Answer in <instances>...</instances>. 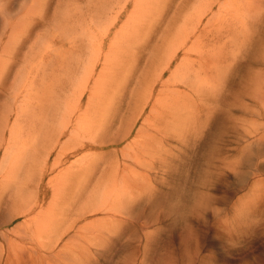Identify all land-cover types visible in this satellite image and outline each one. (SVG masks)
<instances>
[{
  "label": "rangeland",
  "instance_id": "1",
  "mask_svg": "<svg viewBox=\"0 0 264 264\" xmlns=\"http://www.w3.org/2000/svg\"><path fill=\"white\" fill-rule=\"evenodd\" d=\"M104 1L0 0V129L6 117L11 118L9 127H12L14 106L23 102L26 92L32 94V98L28 101L36 109H30L23 114L24 119L28 116L29 120H24L22 116L23 121L17 122L23 126L21 129L23 128L24 132L18 129L16 135L13 134L14 136L10 138L11 144H8L10 151L6 155L4 148L0 146V185L2 184L0 216L7 209H11L10 203H13L16 193L33 196L35 191H38L35 187L40 185H43L42 188L47 189L49 193L43 208H37L35 213L28 217L16 216L8 225L0 226V250H4L5 257L10 256L13 264H24L17 263L16 260L20 256L19 252L21 254L28 252L24 246L34 248L35 251L32 250L30 257L26 254L23 257L26 262L31 258L30 262L32 261L33 264H264V98L262 99V93L261 100L258 101H254L249 95L246 96L242 106L235 104L230 108L217 107L215 115L208 124L198 130V146H195L192 157L187 158L182 155L186 166L181 175H154L156 176L155 195L153 194L149 202H144L139 205L140 208L134 209L136 218L131 220L128 218L125 222L123 220L124 223H119L115 234V222L108 219L78 232L75 237H71L74 234L72 233L59 242L52 254L45 253V257H39L38 250L42 251L41 249L46 247L50 242L51 234L53 235L59 222L64 218L63 212H66V207L62 210L59 202L75 192L79 181H87L86 175L78 178L75 172L80 171L91 160L98 159L100 152H108L115 148V145L109 143L104 147L92 145L75 151L74 142L68 141L70 139L66 136L67 138H62L64 142L62 148L55 149L51 141L45 142L40 139L42 134L39 133L46 131L48 126L51 128L50 119L51 125L55 124L53 117L50 118L52 115L50 108L58 100L64 99L59 96L62 87L67 88V91L66 88L63 89L67 92V106L74 104L78 99L85 104L89 89L93 91L91 102L85 107L81 123L80 120L75 121V114H71L68 108L70 113L67 114L71 115L66 118L68 121L71 119V128L77 125L78 129H81L79 132L86 133L100 122L99 118H102L105 121L104 125L106 127L109 125L107 134L109 137L113 136L115 96L120 100L121 97L123 98V93H126L124 96L130 93L135 84L133 78L136 79L133 74L144 65L152 51L157 54L159 48L169 47L168 33H174L176 27L186 19L191 22L193 19L196 20L198 15L205 13L197 8L202 5L199 3L200 0H165L159 10L163 13L162 16L154 14L151 22H146L145 32L141 30L139 42L133 48L110 49L109 42L115 34L113 33L100 49L97 46H85L83 51H80L81 40L77 41L76 35L78 36L83 27L90 23L91 35L101 38L107 27L104 21L106 15L113 13L114 5L116 8L118 4L114 1L115 4L105 6ZM102 7L105 11L103 16L100 15ZM217 9L218 7H215V10ZM195 12L198 14L196 15ZM67 13L75 16L67 17ZM127 14L128 12L124 13L121 20L125 19ZM188 15L192 20L187 18ZM227 15L228 19L238 17L235 11H229ZM100 17L103 21L98 22L97 18ZM249 21L252 29L246 45L237 43L238 47H236L232 42L231 44L227 42L226 45L235 50L241 47L239 61L243 67L248 70V64L251 63L252 70L262 73L264 80V16L258 21L250 17ZM120 24L121 21L117 23L115 30ZM217 27L223 31L225 29L221 26ZM254 28L255 32H253ZM143 34L146 36L140 41ZM216 34L211 33L208 38L205 35L202 37L209 43ZM221 36L222 43L225 42L224 39L227 41V34ZM163 39L164 42L161 41ZM101 52L102 54L104 52L102 58L107 54L103 60L106 63L103 66L106 67L100 62L97 71L99 72L103 67L104 70L106 69L107 77L103 76L99 81H81L83 72L95 63ZM119 65L128 67L130 72L127 73L125 80H118L121 83L115 86V67ZM24 79H32L35 83L28 91H24L27 82H22L20 84H24V92H22L20 87L18 89L16 87ZM16 90L20 91L17 101L12 97ZM233 101L232 96L230 102ZM29 112L33 113L31 114L33 119H30ZM31 120L34 122L32 123ZM62 120L61 118L59 121L60 128L63 127ZM241 120L244 121L243 127ZM35 123L41 128L39 129L37 125L38 128L35 127ZM33 128L39 134L40 140L35 136L37 133ZM5 135L9 140V131H5ZM17 135L19 140L16 139ZM34 136L40 141L41 146ZM124 144L121 143L118 147ZM169 144L172 148L176 146L179 148V144L177 145L175 141ZM182 149L184 150V147ZM60 151L64 152L62 165L54 171L45 169V159L49 158L48 164L51 165ZM104 154L106 157L109 156L107 153ZM42 174H44L43 181H41ZM104 177L108 188L101 192L106 193L115 215V192L120 195L128 193L135 189L134 184L128 179V181L122 180L121 177L115 183V175H104ZM85 182L80 185L83 186ZM242 206L245 210L260 208L262 211L256 216L252 214L251 217L250 215L245 217L247 220L244 221L243 228L246 231L244 234L246 246L239 248L238 245H234L233 253H229L228 238L231 234L236 235L232 231L237 226H231L232 233L229 235L225 225L227 218L235 217L238 207ZM27 218L29 219L26 221ZM144 221L147 224L142 226ZM4 231L7 234L5 238L1 234ZM16 245L23 247H17V254L11 253L10 248H15ZM2 262L4 264L3 260Z\"/></svg>",
  "mask_w": 264,
  "mask_h": 264
},
{
  "label": "bare ground",
  "instance_id": "2",
  "mask_svg": "<svg viewBox=\"0 0 264 264\" xmlns=\"http://www.w3.org/2000/svg\"><path fill=\"white\" fill-rule=\"evenodd\" d=\"M114 1L118 4L116 8L114 5L113 13L110 11L109 16L106 15L107 18L104 21H106L107 27L101 38L98 39L96 36L91 35L92 26H90V23L85 28L83 27L78 36L76 35L77 41L81 40L79 44L80 51H83L85 46H97L100 49L113 33L115 34L111 38V42H109L110 49L118 47L121 49L125 47L127 49L133 48L139 42L141 30L145 32L146 22H151L154 14L162 16L163 13L159 10L165 0H105L104 5L111 6L115 4ZM199 3H202V5L197 8H200L201 12H205L203 13L204 17H201L203 15H198L199 19L194 16L197 19L192 20L191 16L189 17L188 15L187 18H191V22L186 19L176 27L174 33H168L170 35L168 36L167 44L170 48H159L157 54H154L152 51L148 59L146 56L147 61L145 60L144 65L133 74L136 79L133 78L135 84L131 88L130 93H127L126 96H124L126 93H123V98L120 96V100L115 96V134L113 136L109 137L107 134L109 125L106 127L104 125L105 121L102 118H99L101 119L100 122L94 127L92 126V129L87 130V132L85 131L86 133L82 131L83 134H81V131L79 132L81 129H78L77 125L71 128V119L68 117L70 119L68 121L66 116L74 113L75 121L79 122L78 120H80L81 123V119L84 118L85 107L91 102L93 91L89 89L88 100L85 104L81 102V99H78L74 104L67 106V88L62 87V92H59V89L60 95H58L64 97V99L58 100L56 104L51 105L50 112L52 111V115L50 116V112L48 114L50 118L53 117L52 119L55 121L53 123L55 124L51 125L52 120L50 119L51 123L50 121L48 122L51 128L48 126L49 129L46 127V131L39 133L42 134L40 135V139L42 138L41 140L45 142L51 141L55 149L57 147L58 149L62 148L64 145L62 138L66 136L70 139L68 141L74 142L75 151L86 149V147L89 148L92 145L104 147L109 143L115 145V148L108 152H100L98 159L91 160L80 171L75 172L78 178H81V175H86L87 181H83L85 182L83 186L80 185L83 182L79 181L75 192L73 191L72 194L67 195L59 202L62 210L66 207V212H63L64 218L59 222L53 235L51 234L50 242L46 247L41 249L42 251L38 250L39 257H45V253L52 254L57 249L59 242L71 236L72 233L74 234L71 237H75L78 232L108 219L115 222V234L118 231L117 225L119 223H122L123 220L125 222L128 218L130 220L131 218H136L134 217V209L142 203L151 200L156 181V176L154 175H181L186 166V164L184 165L185 162L182 155L187 158L192 157L195 146H198V130L205 124H208V121L215 115L217 107L227 106L230 108L235 104L242 106L244 98L248 95L254 101L261 100V93L262 99L264 98L262 73L252 70V67H250L251 63H247L249 65L248 70L243 67V64L239 61L241 47L235 50L226 45L227 42L230 44L232 42V45L234 44L236 47L241 43L246 45L247 40L251 36L252 29L249 18L253 17L256 21L262 20L264 16V0H225L222 2L220 0H200ZM32 5L34 6V4ZM215 7H218V9L215 10ZM253 10L254 13L252 14ZM229 11L237 12V19L226 18ZM103 12L105 11L102 7L100 15L103 16ZM126 12L128 14L125 19L121 20L122 15ZM67 14V17L72 16L70 13ZM97 21H103L102 17L97 18ZM119 21H121V24L115 30ZM217 26L225 28L224 31L220 30ZM168 28L170 32V26ZM253 32H255V28ZM211 33L217 34L208 43L202 36L205 35L208 38ZM146 34L140 37V41L145 38ZM220 34H227V41L224 39L225 42L222 43V36ZM174 37L176 38L174 39ZM161 41L164 42V39ZM103 54L101 52L97 56L95 63L83 72L84 74L80 78L81 81H99L103 76L107 77L106 69L104 70L103 68L106 67V65L103 66L106 64L103 60L107 54L102 58ZM100 62L103 67L98 72L97 69ZM128 72L130 70L124 65L115 67V86L121 83L118 80H125ZM15 81L17 80L15 79ZM22 82H27L25 90L24 84L20 85ZM34 83L35 81L32 79H24L17 84L16 88L20 87L22 92L28 91L29 88L33 87ZM64 88H66V91H63ZM15 92L12 97L17 101L20 91L17 92L16 90ZM31 96L32 94L26 92L23 102L14 106V121L12 120L13 125L11 124V128L9 127L11 118L6 117L4 119L0 129V146L4 148L5 155L10 151V138L16 135L18 129L20 132H24L23 128L21 129L23 126L17 122L22 120L25 111L35 109L28 101V99L32 98ZM232 96L234 101L230 102ZM68 108L71 110L70 115H68L70 113L68 112ZM29 114L31 117L33 113L29 112ZM27 117L25 119L29 120ZM32 117L30 119L34 118ZM61 118L63 119L62 128L58 127V125L60 126L59 121ZM241 121L243 127L244 121ZM25 122L29 123V121ZM36 123L35 127L38 126L40 129L41 127ZM34 128V132L37 133ZM5 131H9V140L6 138ZM29 131L28 133H30ZM17 134L19 135V133ZM39 134H35L38 139ZM36 140V143L37 141L38 143L40 142ZM172 141H175L177 145L179 144V148H176L177 146L175 148L169 146V143ZM12 143H14V139H12ZM121 143L125 144L119 148L118 145ZM12 147L14 149V145ZM182 147H184V150ZM103 153H107L109 156L106 157V154L103 155ZM63 154L64 152H58L51 165L48 164L49 158L45 159V169L56 170L64 162ZM32 164L34 166V163ZM104 175H115V183L121 177L122 180H129V182L134 184L135 189L128 191V193L120 195L118 192H115V215L112 211L113 208L110 207L106 193L101 192L108 188ZM43 179L44 174H42L41 181ZM50 180L48 181L49 184L51 183ZM42 186L35 187L38 191H35L33 196L25 193H16L13 203L9 204L11 209H7L0 216V226L8 225L16 216L28 217L32 213H35L37 208H43L49 193ZM1 188L2 184L0 185V190ZM261 211L260 208L245 210L242 206L241 208L238 207L235 217L227 218V225L225 226L229 235L232 232L233 234L236 233L235 236L231 234L228 238L229 253H233L234 245H238L239 248L246 246L244 235L246 231L243 228L244 221L247 220L245 217L248 215L251 217L252 214L256 216ZM7 217L9 218L7 219ZM145 223L144 221L142 226ZM231 226L237 227L231 232ZM1 234L4 238L7 235L5 231ZM14 242H11V244ZM15 244L17 243L15 242ZM13 246L15 245L13 244ZM18 246L23 247L21 245ZM18 246L10 248V252L17 254ZM24 248L28 252H22V254L19 252L20 254L18 253V255L20 256L16 259L17 263L33 264L32 261L30 262L31 258L29 262H26V259L23 257H25V254L30 257L34 248L25 246ZM3 253H5L4 250H0V264H3L2 260L4 264H13L10 256L5 257Z\"/></svg>",
  "mask_w": 264,
  "mask_h": 264
}]
</instances>
